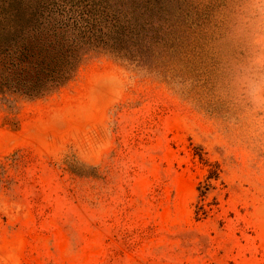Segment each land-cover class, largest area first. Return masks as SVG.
I'll return each instance as SVG.
<instances>
[{"label":"rangeland","instance_id":"rangeland-1","mask_svg":"<svg viewBox=\"0 0 264 264\" xmlns=\"http://www.w3.org/2000/svg\"><path fill=\"white\" fill-rule=\"evenodd\" d=\"M157 1L154 66L0 94V264H264V0Z\"/></svg>","mask_w":264,"mask_h":264},{"label":"trees","instance_id":"trees-1","mask_svg":"<svg viewBox=\"0 0 264 264\" xmlns=\"http://www.w3.org/2000/svg\"><path fill=\"white\" fill-rule=\"evenodd\" d=\"M161 4L157 0H0V94L46 95L68 82L92 51L117 52L138 66L152 67L154 51L167 48L159 45L164 42L160 34L170 28L158 25L166 12V8L159 12ZM154 32L160 41L153 39ZM215 176L214 169L209 181ZM210 185L206 183L202 192Z\"/></svg>","mask_w":264,"mask_h":264}]
</instances>
